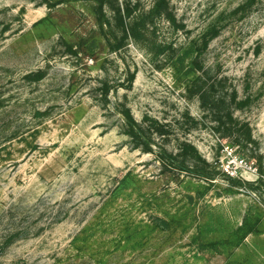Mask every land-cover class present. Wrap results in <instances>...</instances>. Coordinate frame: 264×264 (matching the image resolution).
Masks as SVG:
<instances>
[{
	"label": "rangeland",
	"instance_id": "1",
	"mask_svg": "<svg viewBox=\"0 0 264 264\" xmlns=\"http://www.w3.org/2000/svg\"><path fill=\"white\" fill-rule=\"evenodd\" d=\"M158 1L0 0V264H264V0ZM194 64L245 102L253 143L214 131ZM123 110L164 126L153 153ZM182 144L196 168L162 171Z\"/></svg>",
	"mask_w": 264,
	"mask_h": 264
},
{
	"label": "trees",
	"instance_id": "2",
	"mask_svg": "<svg viewBox=\"0 0 264 264\" xmlns=\"http://www.w3.org/2000/svg\"><path fill=\"white\" fill-rule=\"evenodd\" d=\"M162 4H165L164 0H160L154 4L150 14L156 13L160 16ZM103 6L102 0H99L98 10L102 11ZM111 11L116 27L122 33V38H131L142 44L145 39L144 35L148 31L145 19L142 17L136 19L132 11L126 5H116ZM194 65L198 68H195L196 72H193L194 75L187 81L185 91L189 97H195L197 99L203 111L207 113L210 122L215 125L213 128L214 131L220 135L221 139L234 141L235 145L242 146L253 143L248 124L236 119L232 112V110L242 108L245 102H236V97H234V95L225 101L223 94L219 92L223 81L211 78L208 71L203 70L200 66H197V64ZM132 80L133 76H130V81L132 82ZM231 105H234L233 109ZM120 114L124 122L125 134L130 139L132 149H138L142 153H153L155 151L154 148L158 145V141H160V139H163L161 141L166 139L164 126L156 120L145 117L142 121L137 122L132 118L128 110H123ZM189 149L194 150L193 147ZM161 151L157 152V157H159L162 171L166 169V167L171 166H167L165 161L171 164L174 158L178 157H180V161L177 162L178 166L176 173L185 171L187 168H196L195 162L188 165L185 161L188 151L185 144L180 146L179 152L175 156L163 149ZM126 176L127 175H125L121 181H124ZM160 223L164 228L169 227L165 221H160Z\"/></svg>",
	"mask_w": 264,
	"mask_h": 264
},
{
	"label": "built area",
	"instance_id": "3",
	"mask_svg": "<svg viewBox=\"0 0 264 264\" xmlns=\"http://www.w3.org/2000/svg\"><path fill=\"white\" fill-rule=\"evenodd\" d=\"M263 181H264V176L262 177Z\"/></svg>",
	"mask_w": 264,
	"mask_h": 264
}]
</instances>
